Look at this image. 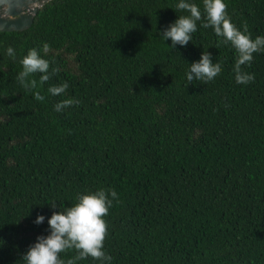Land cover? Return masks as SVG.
Segmentation results:
<instances>
[{
  "label": "trees",
  "instance_id": "1",
  "mask_svg": "<svg viewBox=\"0 0 264 264\" xmlns=\"http://www.w3.org/2000/svg\"><path fill=\"white\" fill-rule=\"evenodd\" d=\"M179 2L53 0L30 29L0 32V264H23L54 212L100 189L118 195L104 264H264V51L242 66L254 81L237 84V53L206 20L172 48L161 33L189 15ZM225 3L237 28L264 36V0ZM32 48L59 72L33 74L29 91L16 77ZM204 51L222 71L188 84ZM68 98L80 103L55 111Z\"/></svg>",
  "mask_w": 264,
  "mask_h": 264
},
{
  "label": "clouds",
  "instance_id": "2",
  "mask_svg": "<svg viewBox=\"0 0 264 264\" xmlns=\"http://www.w3.org/2000/svg\"><path fill=\"white\" fill-rule=\"evenodd\" d=\"M204 13L197 4L189 0H180L176 9L185 10L189 15H182L165 29L161 36L167 41L171 39L172 48L176 45L187 46L192 40V33L197 31V22L206 20L202 27H212L217 37L223 38L224 43H230L237 53L234 72L237 84H248L254 81V74L242 70V66L250 65L253 61V54L264 51V36L252 38L249 33L247 23L243 25V30L236 27L227 14V4L225 0H203ZM50 46L43 44V53L47 55ZM139 54V53H138ZM7 55L15 58V50L12 47L7 49ZM23 70L19 72L16 79L26 90L37 88V81L29 79L30 76L40 73V84H44L59 72L58 68L50 71V61L42 58L37 48H32L22 59ZM222 71L221 63H213L211 53L204 51L198 62L190 65L187 74L188 84L193 81H212ZM69 88L68 82L60 85H53L48 88V92L53 96H61ZM35 99L43 101L45 97L39 91L35 92ZM79 100L68 98L62 99L55 104V111L61 112L65 108L78 105ZM111 197V198H110ZM77 203L71 207L54 212L48 219L51 232L47 237L40 236L37 242L30 246L23 256V264H75L77 260L91 257L104 264L111 261L112 257L105 253L104 241L108 234V224L104 217L109 213L113 199L118 202V195L114 190L100 189L89 194L77 196ZM55 208L56 204L53 203ZM45 220L43 215H39L36 224H42ZM75 249L77 255L67 262L61 259L60 254L67 250Z\"/></svg>",
  "mask_w": 264,
  "mask_h": 264
},
{
  "label": "water",
  "instance_id": "3",
  "mask_svg": "<svg viewBox=\"0 0 264 264\" xmlns=\"http://www.w3.org/2000/svg\"><path fill=\"white\" fill-rule=\"evenodd\" d=\"M53 0H0V32L30 29L40 10Z\"/></svg>",
  "mask_w": 264,
  "mask_h": 264
}]
</instances>
